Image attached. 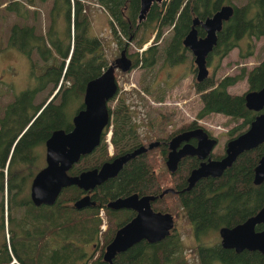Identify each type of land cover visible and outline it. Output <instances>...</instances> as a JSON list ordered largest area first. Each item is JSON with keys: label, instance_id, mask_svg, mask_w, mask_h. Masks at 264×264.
Masks as SVG:
<instances>
[{"label": "trees", "instance_id": "1", "mask_svg": "<svg viewBox=\"0 0 264 264\" xmlns=\"http://www.w3.org/2000/svg\"><path fill=\"white\" fill-rule=\"evenodd\" d=\"M25 1L32 6H36V2L45 4V27L38 29L40 14L37 9H30L19 0L4 1L3 9L17 17L9 26L4 45L28 57L35 84L15 93L0 115V195L7 189L8 221L16 222L19 232L12 234L9 240V245L13 247L11 254L6 250L4 239L0 247V264H106L103 260L105 246L135 214L132 210H111L107 208V203L133 193L157 196L165 186L177 191L172 194H175L191 223L200 264H264V254L258 251L236 252L223 248L220 241L213 244L208 241V237L221 227L242 223L264 206V179L259 184L253 182V169L264 153V142L242 151L220 176L203 177L190 190L186 189L187 177L200 162L195 155L182 158L177 169L171 173L170 184L164 186L163 178L154 169L147 150L129 159L117 175L93 190L83 192L76 185L64 187L53 205L35 206L30 196L24 195L29 176L25 174L24 167H19L27 166L30 174L34 175L32 167L38 158L35 153L37 145L44 143L53 129L68 130L72 127L73 115L83 107L87 82L109 64L100 38L91 32L88 5L91 0ZM92 1L107 12L115 42L119 50L126 47V53L132 60L131 67L146 70L151 69L160 58L170 65L185 61L188 49L183 45V38L190 30L193 19L204 20L226 3L233 6V13L217 32V42L208 59L213 55L225 56L243 37L259 38L264 35V0H246L241 5L233 0H162L152 4L146 20L138 26L139 0ZM164 28H167L168 40L162 47L153 43L141 53L130 51L131 41L141 46L153 34L157 41ZM197 30L199 35L204 34L200 25H197ZM1 44L0 41V48L3 47ZM191 71L195 73V70ZM243 77H246L248 89L262 87L264 60L249 70L242 67L237 74L225 75L218 82L209 75L201 81L193 80L200 94L198 118L217 112L233 121L241 120L229 129L228 139L245 131L258 113L246 106L243 93H232L227 89ZM44 90L47 91L46 96L39 99L38 94ZM142 90L152 92L148 85L142 86ZM113 98L114 106L108 105L111 119L102 132L100 143L69 169L70 174L99 167L106 160L142 144L147 145L148 142L138 132L129 96L117 89ZM172 114L158 111L161 123L169 120ZM197 126H202L209 136L215 137L196 119L186 121L178 128L167 131L165 137L156 138L162 158L165 159L168 151L166 141L182 130ZM108 130L111 131V154L106 140ZM158 131L166 129L160 126ZM223 154L221 150L211 152L213 158H220ZM86 194L95 202L94 206L81 210L74 208V201ZM12 207L19 211L24 209V215L14 220L10 215ZM100 208L105 212L107 227L101 234V246H98ZM152 208L171 214L173 211L164 196L158 197ZM256 230H264V224L257 225ZM95 248L98 249L96 255L93 254ZM113 264H187V259L183 255L180 235L174 227L160 242L142 240L117 254Z\"/></svg>", "mask_w": 264, "mask_h": 264}, {"label": "water", "instance_id": "2", "mask_svg": "<svg viewBox=\"0 0 264 264\" xmlns=\"http://www.w3.org/2000/svg\"><path fill=\"white\" fill-rule=\"evenodd\" d=\"M161 1L139 0L137 26L147 18L152 4ZM232 13L233 6L226 3L204 20L195 17L190 30L184 36L183 45L192 53L197 81L208 76L206 56L216 44L217 31ZM197 24L204 29L203 36H198ZM131 64L132 60L124 47L98 76L87 82L83 107L73 115L72 127L68 130L55 128L46 138L45 164L34 173L29 186L30 200L35 206L53 205L66 186L76 185L83 192H88L96 184L115 176L124 163L136 154L158 145L159 141H152L148 145L142 144L130 152L106 160L99 167L82 170L77 174L68 172L82 155L91 153L100 143L102 132L111 119L108 101L117 92L115 70L127 71L131 68ZM56 90L57 88L49 98ZM244 99L248 108L256 111L262 109V111L253 118L245 131L227 141L224 154L220 158L210 156L217 139L209 136L202 126L180 131L169 139L165 164L170 172L177 169L182 156L195 155L201 159L199 165L190 171L186 189H190L201 177L220 175L242 151L264 142V82L261 88L246 91ZM191 137L196 138L195 145L189 142ZM182 141L185 142L181 144ZM263 179L264 153L254 167L253 181L259 184ZM173 192L175 188L166 187L157 196H139L133 193L125 197H117L107 203V208L111 210H132L135 214L115 232L112 240L105 247L103 260L106 264H113L117 254L125 252L142 240L157 243L170 234L175 227L174 215L154 210L151 203L158 197ZM94 204L89 194H86L74 201L73 207L81 210ZM259 224H264V206L242 223L232 227H221L218 230L221 246L236 252L248 250L264 254V230H256Z\"/></svg>", "mask_w": 264, "mask_h": 264}, {"label": "rangeland", "instance_id": "3", "mask_svg": "<svg viewBox=\"0 0 264 264\" xmlns=\"http://www.w3.org/2000/svg\"><path fill=\"white\" fill-rule=\"evenodd\" d=\"M0 1V41L3 47L0 48V115L4 105L12 99V96L21 91L22 89L33 86L35 84L34 78L31 74L30 61L28 57L12 47H5V41L9 31L10 24L17 19L12 12H6L3 9L5 4ZM24 3L30 9H37L39 12L38 29H44V9L45 4L36 2V6L29 5L25 0H19ZM87 2L89 0H86ZM246 0H233L237 5H241ZM89 5V18L91 22V32L97 35L102 43L103 49L106 53L107 59L112 62L119 55V48L115 42L114 35L112 34L110 18L107 12L97 3L92 0L88 2ZM146 20V19H145ZM144 20V21H145ZM19 21V18L18 20ZM143 22V21H142ZM141 22V23H142ZM140 23V24H141ZM168 28V27H167ZM167 28H164L162 36L155 41L151 36L147 42V47L153 43H156L158 47H162L168 40ZM159 43V44H158ZM142 46H138L136 41H131L129 44L130 51H142ZM250 52V53H248ZM187 57L185 61L170 65L162 62V58L158 60L156 64L149 70L142 67L132 66L127 71H121L116 69V81L117 89L119 93H125L131 100L134 110V118L138 123V132L143 140L149 144V142L156 141L157 137H165L167 131H172L178 128L182 123L196 119L198 123L202 124L208 131L218 139L213 151L222 150L224 142L229 138V129L241 120L233 121L229 119V116H225L221 113L212 112L201 118L197 117V111L200 107V94L196 91L193 80V72L195 70V64L193 62L192 53L187 50ZM264 60V35L259 38L243 37L239 40V44L234 46L229 52L223 56L213 55L210 57V63L207 64L208 75L213 76L218 82L219 79L225 75L237 74L241 71L242 67L249 70L254 65ZM148 85L152 90L151 93H146L142 90V86ZM228 91L232 93H243L248 89V83L246 77L238 79L235 83L227 87ZM47 91L44 90L38 94V98L45 97ZM115 99L108 101V105L114 106ZM158 111L173 112L170 119L161 123V117H158ZM160 126H164L166 131H158ZM109 149V148H108ZM148 157L154 163V169L162 176L163 185H168L170 172L165 164V159L162 158L159 150V146L152 147L147 151ZM38 158L35 161L32 171L36 172L40 167L45 164V147L44 143H40L35 148ZM109 153H112L109 150ZM24 167V172L29 176L27 180V186L25 188L24 195H29L30 181L33 175L30 174V168ZM30 174V175H29ZM171 187V186H165ZM12 190L11 194H13ZM7 189L0 195V247H2L4 239L6 243V250L8 253H13L12 246L9 245V240L12 234H17L18 224L14 221H8L9 211ZM175 194L167 193L164 195L167 202H169L173 211L172 214L175 217V228L180 235L181 244L183 248V255L187 259V264H200L198 259L196 247V240L192 232L191 223H189L184 210L178 204ZM101 212V211H100ZM13 219H18L24 215V209L19 211L12 207L10 211ZM105 213L99 216L102 220ZM101 229L98 233L99 243H102ZM10 236V237H9ZM209 244H213L220 241L218 232L213 233L208 237ZM89 253L92 251L87 249ZM98 249L95 248L94 255H96Z\"/></svg>", "mask_w": 264, "mask_h": 264}, {"label": "flooded vegetation", "instance_id": "4", "mask_svg": "<svg viewBox=\"0 0 264 264\" xmlns=\"http://www.w3.org/2000/svg\"><path fill=\"white\" fill-rule=\"evenodd\" d=\"M193 22V21H192ZM223 24V23H222ZM197 25H199V24H197ZM197 25H196V28H197ZM222 27V26H221ZM221 29V28H220ZM204 30V29H203ZM219 31V30H218ZM217 31V32H218ZM197 34H198V30H197ZM204 34H205V31H204ZM203 34V35H204ZM199 35V34H198ZM203 35H199V36H203ZM217 42V41H216ZM188 49V48H187ZM189 50V49H188ZM213 50V49H212ZM190 51V50H189ZM119 52H120V50H119ZM212 51H210L209 53H211ZM209 53L207 54V56H206V65L207 64H209L210 63V58L208 59V55H209ZM211 57V56H210ZM220 57V56H219ZM221 57H223V56H221ZM220 57V58H221ZM196 73V72H195ZM194 73V74H195ZM209 73V72H208ZM196 80V79H195ZM197 81V80H196ZM261 88V87H260ZM58 89V88H57ZM259 89V88H258ZM248 90H252V89H247L246 91H248ZM256 90V89H255ZM245 91V92H246ZM245 92H243V95L245 94ZM241 94V93H240ZM245 100V99H244ZM2 111H3V108H2ZM262 111V109L261 110H258V113L257 114H259L260 112ZM256 114V115H257ZM255 115V116H256ZM195 128V127H194ZM190 129H193V128H190ZM186 130H189V129H186ZM182 131H184V130H182ZM50 135V134H49ZM216 138V137H215ZM192 139L194 140V141H192ZM46 140V139H45ZM229 139H227L225 142H224V145H223V147H222V153H224V151H225V147H226V143H227V141H228ZM169 141V140H168ZM168 141H166L167 142V147H168ZM45 142V141H44ZM185 141H182L181 142V144L182 143H184ZM189 142H191V143H193L194 145L196 144V138L195 137H191L190 139H189ZM217 142H218V139H217ZM150 143V142H149ZM160 144V143H159ZM217 144V143H216ZM215 144V145H216ZM159 146V145H158ZM44 147H45V143H44ZM215 147V146H214ZM214 149V148H213ZM168 152V151H167ZM211 152H213V150L211 151ZM167 154V153H166ZM85 155V154H84ZM83 156V155H82ZM81 156V157H82ZM193 156V155H192ZM210 156H211V153H210ZM197 157V156H196ZM212 157V156H211ZM166 158V157H165ZM185 158V157H184ZM198 158V157H197ZM213 158V157H212ZM199 159V158H198ZM200 161H201V159H199ZM181 161V160H180ZM200 163V162H199ZM179 164V163H178ZM199 165V164H198ZM197 165V166H198ZM41 168V167H40ZM253 176H254V169H253ZM254 182V181H253ZM261 183V182H260ZM175 192H177L176 190H175ZM156 201V200H155ZM154 201V202H155ZM153 203V202H152ZM105 213V212H104ZM98 216H100V212H98ZM106 216V215H105ZM128 222V221H127ZM124 225V224H123ZM122 225V226H123ZM100 227H101V229H103V230H105L106 229V227H107V219H105V220H101V225H100Z\"/></svg>", "mask_w": 264, "mask_h": 264}, {"label": "bare ground", "instance_id": "5", "mask_svg": "<svg viewBox=\"0 0 264 264\" xmlns=\"http://www.w3.org/2000/svg\"><path fill=\"white\" fill-rule=\"evenodd\" d=\"M147 45H148L147 42H146L145 44H143V46H142V50L146 49V48H147ZM140 53H141V52H140ZM195 72H196V69H195ZM195 76H196V73L194 74V78H195ZM158 145H159V142H158ZM158 145H156V146H158ZM156 146H153V147H156ZM151 148H152V147H151ZM151 148H148L147 150H149V149H151ZM147 150L142 151V152H146ZM140 153H141V152H140ZM140 153H138V154H140ZM138 154H136V155H138ZM136 155H135L134 157H136ZM186 156H191V155H185V156H182V157L180 158V160H181L182 158L186 157ZM132 158H133V157H132ZM180 160H179V162H180ZM179 162H178V163H179ZM177 167H178V166H177ZM223 172H224V171H223ZM223 172H222V173H223ZM222 173H221V174H222ZM221 174H220V175H221ZM116 175H117V174H116ZM220 175H218V176H220ZM209 176H211V175H209ZM218 176H212V177H218ZM112 177H114V176H112ZM204 177H208V176H204ZM109 178H110V177H109ZM201 178H203V177H201ZM201 178H199V179H201ZM199 179H198V180H199ZM106 180H107V179H106ZM106 180H104V181H106ZM104 181H102V182L99 183V184H96V185H95L93 188H91L90 190H93L95 187H97L98 185L102 184ZM196 181H197V180H196ZM196 181H195V182H196ZM187 182H188V181H187ZM194 184H195V183H194ZM192 187H193V186H192ZM192 187H191V188H192ZM191 188H190V189H191ZM190 189H187V190H190ZM90 190H88V191H90ZM173 193H174V192H173ZM90 198H91V197H90ZM159 198H160V197H159ZM161 198H162V197H161ZM153 202H154V201H153ZM151 205H152V203H151ZM100 211H101V212H100ZM103 211H104L103 208H100V210H99V212H100V216L103 215ZM104 216H105V215H104ZM105 219H106V216H105L104 218H102V220H105ZM106 246H107V245H106ZM106 246H105V247H106ZM13 262H16V261L13 260Z\"/></svg>", "mask_w": 264, "mask_h": 264}, {"label": "built area", "instance_id": "6", "mask_svg": "<svg viewBox=\"0 0 264 264\" xmlns=\"http://www.w3.org/2000/svg\"><path fill=\"white\" fill-rule=\"evenodd\" d=\"M142 49V48H141ZM110 130H108V132L106 133V140L109 142V146H108V148H109V150H111V143H110V141H109V137H110Z\"/></svg>", "mask_w": 264, "mask_h": 264}]
</instances>
